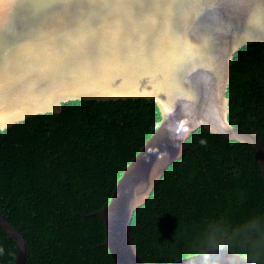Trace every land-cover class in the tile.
Here are the masks:
<instances>
[{"label": "water", "instance_id": "95a60500", "mask_svg": "<svg viewBox=\"0 0 264 264\" xmlns=\"http://www.w3.org/2000/svg\"><path fill=\"white\" fill-rule=\"evenodd\" d=\"M256 42L264 0H0V130L72 100H154L160 125L94 212L116 264H150L133 216L194 131L252 144L264 176V139L231 123L227 95L236 52ZM0 225L25 264V236L1 211ZM163 264L256 263L225 244Z\"/></svg>", "mask_w": 264, "mask_h": 264}, {"label": "trees", "instance_id": "16d2710c", "mask_svg": "<svg viewBox=\"0 0 264 264\" xmlns=\"http://www.w3.org/2000/svg\"><path fill=\"white\" fill-rule=\"evenodd\" d=\"M232 124L264 139V43L232 60ZM162 120L150 99L72 100L0 130V211L28 241L25 264H116L104 220L124 168ZM203 141L204 143H201ZM134 213L141 257L163 264L225 244L264 264V176L256 148L205 128ZM17 242L0 225V264Z\"/></svg>", "mask_w": 264, "mask_h": 264}, {"label": "clouds", "instance_id": "9594fccd", "mask_svg": "<svg viewBox=\"0 0 264 264\" xmlns=\"http://www.w3.org/2000/svg\"><path fill=\"white\" fill-rule=\"evenodd\" d=\"M201 143H204L203 141H201Z\"/></svg>", "mask_w": 264, "mask_h": 264}]
</instances>
